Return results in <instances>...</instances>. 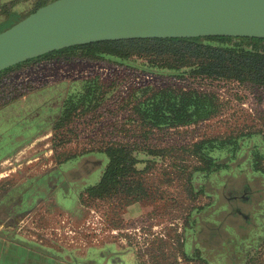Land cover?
Returning a JSON list of instances; mask_svg holds the SVG:
<instances>
[{"label": "rangeland", "instance_id": "1", "mask_svg": "<svg viewBox=\"0 0 264 264\" xmlns=\"http://www.w3.org/2000/svg\"><path fill=\"white\" fill-rule=\"evenodd\" d=\"M10 1L4 0L2 11ZM14 1L13 13L23 15L35 0ZM8 19L0 18V29ZM62 61L68 64L64 71H70L63 77L70 81L28 98L40 97L28 112L35 116L29 125L41 127L39 120L51 117L54 126L37 130L27 145L13 150L0 146V239L33 243L37 246L29 249L59 264H93L94 258L103 263L106 256L126 251L134 258L124 264H264V88L195 76L189 67L137 75L135 69L119 66L152 61L139 56L87 59L75 53ZM44 74L14 73L6 82L15 91L13 84L39 82ZM76 81L81 83L78 91L87 85L95 101L83 100L87 106L58 125L63 101L76 91L69 90ZM137 84L142 90L152 86L155 92L204 95L212 108L207 117L190 123L151 128L138 122L137 129L130 110ZM51 127L54 133L47 136ZM109 144L128 145L138 161L137 173L128 180L132 194L86 199L76 208L75 192L62 198L58 191L65 208L78 209L69 216L53 195L61 182L59 163L73 158L66 166L72 165L74 158L98 153L102 166L74 183V189L84 190L98 181ZM14 208L23 215L10 225L4 214ZM5 229L12 232L9 237Z\"/></svg>", "mask_w": 264, "mask_h": 264}, {"label": "trees", "instance_id": "2", "mask_svg": "<svg viewBox=\"0 0 264 264\" xmlns=\"http://www.w3.org/2000/svg\"><path fill=\"white\" fill-rule=\"evenodd\" d=\"M53 1L55 0H35L26 13L17 15L13 13V8L18 4L17 1H10L8 7L2 11L1 8L6 2L0 0V18H4V20L9 18L7 26L0 29V32L5 31L40 7ZM75 53H79L80 57H86L87 59L103 56L115 57L121 60H128L133 56L146 57L152 59L148 65L120 64L119 66L135 70L139 69L138 71L149 74L163 71L173 72L183 67H189L193 70L195 76L233 80L240 84L245 83L264 88V39L199 37L108 41L50 52L1 71L0 96L12 86L6 82V78L10 74L8 72L14 69H21L22 66L35 60L41 61L48 58L63 60L69 58L70 55H75ZM172 57L174 58L172 59L173 61L169 60ZM155 59H159L158 64L155 63ZM20 86L15 85L13 90L18 92ZM83 87L80 92L78 91L79 88L75 89L76 91L73 90L74 92H71L63 101V107L57 119L58 125L59 123H69L74 119L77 108H85L87 106L83 103V100H86L88 104L95 101L87 85H83ZM144 90L140 89L138 93L135 91L133 95L132 101L134 102H132L130 108L132 123L136 122L135 118H137L139 123L141 122L151 128L169 127L205 118L209 115V109L212 108L208 97L194 92L175 93L170 89H166L163 92H155L152 86ZM132 107L136 117L133 114ZM54 122L55 119L52 118L50 123L53 126ZM138 133L136 132V134ZM231 147L236 151L234 143ZM102 153L106 156L108 164L100 181L96 185L85 189L84 193L86 195L82 202L86 199L93 200L118 194H122L121 196L124 197L132 194L129 186L131 183L128 180H133L134 174L137 173L135 166L138 163L133 151L125 144H109ZM125 253H131V256H134L132 252L126 251ZM119 254H124V252ZM112 255L115 256L117 254H111L106 257Z\"/></svg>", "mask_w": 264, "mask_h": 264}, {"label": "water", "instance_id": "3", "mask_svg": "<svg viewBox=\"0 0 264 264\" xmlns=\"http://www.w3.org/2000/svg\"><path fill=\"white\" fill-rule=\"evenodd\" d=\"M199 37L264 39V0H55L0 32V72L80 45Z\"/></svg>", "mask_w": 264, "mask_h": 264}, {"label": "crops", "instance_id": "4", "mask_svg": "<svg viewBox=\"0 0 264 264\" xmlns=\"http://www.w3.org/2000/svg\"><path fill=\"white\" fill-rule=\"evenodd\" d=\"M63 63V61L61 59L57 60V59H53V58H48L45 60H41V61H32L27 65H24L21 67V69H14L10 72H8V76H11V74L13 75L14 73H29L31 70H40L41 72L45 73L44 74V78L41 81H34L32 79L24 81V82H20L18 85H21L19 87V91H11L10 92V88L9 90L5 91L1 96H0V122H6L9 120H13L12 123H7V126L4 127L5 123H1L0 124V146H4V145H11L12 150L15 149L18 146H22V145H27V141L29 140V136L33 135L35 137V132L37 130H41L43 128H46V126L49 125L50 120L52 119L51 117L46 119H40L39 121L41 122V127L39 126H34L31 127L30 125L34 124L33 122V118L30 114H28L29 111H33L30 107L31 105H34L35 103H37L38 99L40 97H36V100H29L28 98L30 96L33 95H37L36 93H44V92H50L52 90H56L58 89V87H60L61 85H66L68 83V81H70L69 79H65L64 77L68 75V72L64 71L67 69H64L65 66H67L68 64L65 65H61L60 63ZM56 64V65H55ZM43 69V70H42ZM14 71V72H13ZM45 71V72H44ZM12 72V73H11ZM64 76V77H63ZM36 83V84H33ZM8 84H11L10 82H8ZM17 84H13V85H17ZM35 86L36 90H30L32 87ZM80 87L79 81L73 82L71 83V87L69 88L70 91H73L77 88ZM52 100V99H50ZM40 102V101H38ZM47 103V101H42L41 104ZM29 112V113H31ZM27 114V115H26ZM30 115V116H29ZM29 116V117H28ZM30 120V121H29ZM30 122V123H29ZM24 123V124H23ZM32 123V124H31ZM30 124V125H29ZM39 127V128H38ZM33 132L28 133L26 136L25 135V131L27 129L31 130ZM46 131V130H45ZM54 133L53 127L50 128V130L48 131L47 136L51 135ZM26 137V138H24ZM17 144V145H15ZM52 143H50L51 145ZM52 146V145H51ZM91 155V156H90ZM94 155V157L92 156ZM98 153L96 154H88V155H83L82 158H74L75 162H72V165H67L68 163H71L70 160L72 159H68L66 161L60 162L58 165V174L61 178V182H60V186H56V189L54 191V200L57 206L60 207V209L62 211H64L65 213H67L69 216H72L75 214V211L78 210H74L73 208H65L59 201L57 198V192L60 191V193L62 194V198H66L67 193H71V192H75L76 193V197H75V202L77 201V207H79V205H82V200L85 198V189L92 187L94 185H96L104 171L105 168L108 164V160H106V166L104 167V169L102 170L100 177L98 178V181L92 185V186H88V187H84L83 189H74L77 187V185L74 186L75 182H78L79 180H81L80 178H82L83 176L87 175L90 171L99 168L102 166L103 161L99 160V158H97ZM93 157V158H90ZM95 158V159H94ZM102 159V158H100ZM45 176V175H44ZM82 183V182H81ZM73 189H71V188ZM11 209H13L12 207H10ZM2 209V208H1ZM11 211V210H10ZM19 213V214H18ZM16 208H14V210L10 213H5V216H9L10 217V225L12 224H16V222H18L17 217H20L21 215H23V210L21 212H18ZM22 219V218H21ZM22 222L25 220H21ZM14 222V223H13ZM13 227V226H12ZM13 231V230H12ZM12 233L10 232V230L8 231V229H5V235H8ZM12 236V235H11ZM28 245H32L33 246H37L33 243H25L23 244V241H14L12 239H0V264H59V262L52 260L51 258H47L45 256H43L42 254L32 251L31 249H29L30 247ZM39 247V245H38ZM129 256H131L130 253H125L124 254H117V255H112L109 257H106L103 260V263H99L97 262V259H91L90 261L93 264H110V263H114L117 264L118 262L120 264H124L125 261L129 258ZM119 258V259H118Z\"/></svg>", "mask_w": 264, "mask_h": 264}, {"label": "flooded vegetation", "instance_id": "5", "mask_svg": "<svg viewBox=\"0 0 264 264\" xmlns=\"http://www.w3.org/2000/svg\"><path fill=\"white\" fill-rule=\"evenodd\" d=\"M136 70H137V71H136V74H137V75H140V74H139L140 71H138L139 69H136ZM140 86H141L140 84H137V89H136L137 93H138V91L141 89ZM122 103H123V102H122ZM122 103H121V104H122ZM133 107H134V106H133ZM133 107H132V111H133ZM126 108H127V106H126V105H123V109H126ZM133 114H134V116H135L134 111H133ZM135 117H136V116H135ZM135 119H136V121H137V125H136V127H137V129H138V128H139V124H138L139 121L137 120V118H135ZM6 213H9V212H6Z\"/></svg>", "mask_w": 264, "mask_h": 264}]
</instances>
